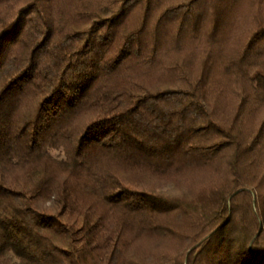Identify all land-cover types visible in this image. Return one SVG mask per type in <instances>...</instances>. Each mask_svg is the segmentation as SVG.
I'll return each mask as SVG.
<instances>
[{"label": "trees", "instance_id": "trees-1", "mask_svg": "<svg viewBox=\"0 0 264 264\" xmlns=\"http://www.w3.org/2000/svg\"><path fill=\"white\" fill-rule=\"evenodd\" d=\"M0 264H264V0H0Z\"/></svg>", "mask_w": 264, "mask_h": 264}]
</instances>
